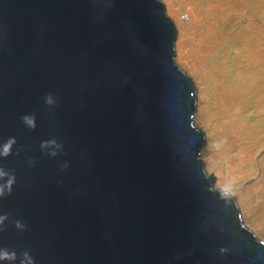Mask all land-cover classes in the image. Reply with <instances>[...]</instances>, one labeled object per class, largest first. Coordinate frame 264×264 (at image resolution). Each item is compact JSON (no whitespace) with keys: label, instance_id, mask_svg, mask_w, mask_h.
<instances>
[{"label":"water","instance_id":"obj_1","mask_svg":"<svg viewBox=\"0 0 264 264\" xmlns=\"http://www.w3.org/2000/svg\"><path fill=\"white\" fill-rule=\"evenodd\" d=\"M175 32L161 0H0V264H264Z\"/></svg>","mask_w":264,"mask_h":264},{"label":"bare ground","instance_id":"obj_2","mask_svg":"<svg viewBox=\"0 0 264 264\" xmlns=\"http://www.w3.org/2000/svg\"><path fill=\"white\" fill-rule=\"evenodd\" d=\"M166 4L168 10L174 17L178 30L183 29L184 18L182 14L184 12L182 11L180 1L166 0ZM174 4L176 5L175 8L173 7ZM235 6L236 4L233 0L225 2L222 7L218 6L217 18H211L204 12L200 14L186 12L185 15L190 23H197L207 30L213 28L214 31L219 24L218 17L222 20L224 25H228L230 12ZM170 19L175 31H177L174 21L172 18ZM176 34L177 32H175L173 39V48L176 46L174 54H176V60L188 70H194L195 68L200 67L201 60L205 61V53L210 54L215 47V44L211 43V45L206 47L204 55L196 51L186 54L182 49L183 40L179 37L176 40ZM232 35L233 36H230V39L236 38L237 46L235 50L234 64H227L226 62L221 63L217 69H210L209 71L205 69L204 73L209 75L211 80L216 81V85L220 90L217 91L216 89H213L211 90V93L207 95L206 89L208 87V82L206 78L201 76L198 82L196 81V84L198 85L196 88L197 102L195 104L194 101V113L192 119L193 124L202 133L204 142L199 147L200 151L198 156L203 165L204 172L209 176L211 174L214 176V186L226 183L227 181L225 179L229 181V179L233 177L247 173L251 169L249 161L252 157L253 150L258 146L259 142H264V28L251 21L244 25L243 28L239 29L236 34L234 33ZM217 39V45L219 44L223 46L225 43L227 44L225 36L220 35ZM193 88L195 98L194 85ZM246 101L250 102L251 108L254 109L255 118L253 122L245 121L241 115L245 112L244 104ZM206 114H208L207 116L210 118V128L208 126L203 127L201 122V118L204 115L206 117ZM213 116L215 118H213ZM222 117H228V119L225 118L226 120H222ZM201 127L206 132H204ZM213 143L215 144L214 150L217 153L218 146L236 150L237 156H234L232 160H227L226 165L221 170H212L210 165V161L216 159L217 156V153L213 152L211 154L210 151V147ZM205 166H207V171ZM231 181L234 180L231 179L229 182ZM236 184H238V182ZM214 186L213 188H215ZM258 187L261 188L256 191V188ZM252 188H255L253 193L250 192ZM232 195L237 199L239 204L240 212L237 208L239 216L241 213V216L248 224L252 226L256 225L257 231H264L263 214L256 209V204H253L254 200L252 199L262 198L264 200L263 181H253L249 185L242 187L238 192L234 191ZM232 195L230 196L232 197Z\"/></svg>","mask_w":264,"mask_h":264},{"label":"rangeland","instance_id":"obj_3","mask_svg":"<svg viewBox=\"0 0 264 264\" xmlns=\"http://www.w3.org/2000/svg\"><path fill=\"white\" fill-rule=\"evenodd\" d=\"M180 4L182 5V11L184 12L182 14L184 21H183V29L177 28V24L174 20V17L170 13V11L167 8L166 0H162L163 4L165 5L166 13L167 15L172 18L174 21L175 27H176V40L177 38H181L183 40V51L187 54L193 51L199 52L200 54H203L206 52V47L211 45V43L215 44L214 49L209 53H205L204 60H201L200 67L195 68L194 70H188L186 69L179 61L176 60V54H174V61L175 63L191 78L193 85L195 87V104L197 102V87L196 81L200 79V77L206 78L208 82V87L206 89L207 95L211 93V90L216 89L219 91L220 89L216 85L215 80H211L209 78V75L204 74L205 69L209 71L210 69L214 70L219 67L221 63H227V64H234V57H235V50H236V38L230 39V36H233L232 34H236L239 29L243 28L244 25H246L248 22H254L256 25H259L264 28V0H233V2L236 4L234 9L230 12L229 17V23L228 25H224L222 20L218 17L219 24L214 29H204L199 24H192L188 21L187 16L185 15L186 12L193 13V14H200V13H206L211 18H217L218 13V6H223V4L230 0H179ZM173 7L175 8L176 5L174 4ZM263 9V10H262ZM234 11V12H233ZM232 14V15H231ZM260 15V16H259ZM233 16V17H232ZM235 16V17H234ZM248 20V21H247ZM250 20V21H249ZM257 20V21H256ZM261 22H260V21ZM259 23V24H258ZM240 26V27H239ZM230 27V28H229ZM236 28V29H235ZM234 31H233V30ZM229 30V31H228ZM237 30V31H236ZM228 31V32H227ZM232 33V34H231ZM222 35L225 36L226 42L225 45H217L216 40L218 41V37ZM175 40V41H176ZM175 43V42H174ZM176 46H174L175 51ZM196 84V85H195ZM208 99V98H207ZM250 102L246 101L244 104L245 112L241 114L245 121L253 122L254 121V109L251 108ZM206 114L201 118V122L203 127L208 126L210 128V118ZM213 118H215L213 116ZM222 117V120L228 119V117ZM195 123V121H194ZM202 128V127H201ZM204 131V129L202 128ZM206 132V131H204ZM261 144V145H260ZM215 144L213 143L210 147L211 154L217 153L214 150ZM218 153L216 156V159L210 161V165L212 170H221L226 165L227 160H232L234 156L236 155V150H232L228 147L224 148L222 146H218ZM201 158V157H200ZM203 161V159L201 158ZM251 169L240 176L231 178L234 181L229 182L227 179H225L227 182L220 185H215V180L213 181V186L217 189H222L228 192L230 195L234 191H239L242 189V187L249 185L251 182L256 180H262L264 183V142H259L258 146L253 150L252 157L250 159ZM205 165V164H204ZM205 169L207 171V166H205ZM211 170V172H212ZM209 172V171H208ZM214 177V176H213ZM238 182V184H236ZM258 187L257 190H260ZM255 188H252L250 192H254ZM233 197V195H232ZM237 208L240 212V207L237 202V199L233 197ZM254 200L253 204H256V209H258L263 214L264 219V200L261 198H252ZM263 211V212H262ZM241 220L243 224L249 228L255 235V237L264 242V231H257L256 225H250L248 224L244 218L241 216Z\"/></svg>","mask_w":264,"mask_h":264}]
</instances>
